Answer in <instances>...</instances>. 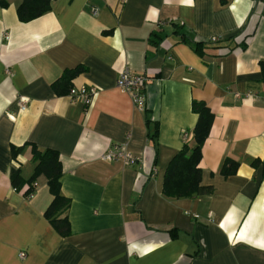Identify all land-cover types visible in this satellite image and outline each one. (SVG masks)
<instances>
[{"label": "crops", "instance_id": "crops-1", "mask_svg": "<svg viewBox=\"0 0 264 264\" xmlns=\"http://www.w3.org/2000/svg\"><path fill=\"white\" fill-rule=\"evenodd\" d=\"M20 3L0 0V264H264V0H54L29 23ZM77 67L72 88L97 89L89 107L53 86ZM127 69L146 76L144 111L116 88ZM193 101L214 115L200 163L214 193L169 199ZM124 143L137 164L103 160ZM33 146L60 155L66 238L45 218L44 176L32 198L12 186L13 170L33 176Z\"/></svg>", "mask_w": 264, "mask_h": 264}, {"label": "trees", "instance_id": "trees-1", "mask_svg": "<svg viewBox=\"0 0 264 264\" xmlns=\"http://www.w3.org/2000/svg\"><path fill=\"white\" fill-rule=\"evenodd\" d=\"M54 0H21L17 9L18 19L22 23H29L48 13ZM2 6H7L2 2ZM193 48L208 46L211 40L195 39L190 40ZM264 79V62L260 64ZM82 67L66 71L61 78L54 83V88L58 93L69 94L72 89L73 80L83 72ZM192 112L198 116L197 124L193 130V143L186 141L184 147L176 154L170 162L164 179L163 195L169 199H188L203 196H211L214 189L211 186L201 185L202 172L200 163L202 160V151L214 122L212 111L204 102L193 101ZM22 151V148H14L13 156L16 158ZM32 161L36 164L33 176L25 181L19 170H13L10 175L12 186L18 191L25 184L30 185V191L34 192L33 184L40 177L47 179L50 194L53 199L49 208L45 212V218L50 222L53 228L66 238L71 234L70 222L67 212L71 201L62 195L61 179L63 176L60 155L54 150L41 151L36 146L32 147ZM253 167L263 166L264 159H257L253 162ZM238 164L232 160H226L221 173L228 178L234 176L238 171Z\"/></svg>", "mask_w": 264, "mask_h": 264}, {"label": "built area", "instance_id": "built-area-1", "mask_svg": "<svg viewBox=\"0 0 264 264\" xmlns=\"http://www.w3.org/2000/svg\"><path fill=\"white\" fill-rule=\"evenodd\" d=\"M93 13L97 14V11ZM219 41V38L211 39L212 43H218ZM146 81V76L134 73L127 69L119 75L116 81V88L120 92L128 94L138 110L144 111L147 108ZM96 94L97 89L94 87H82L80 90L72 88L69 92V96L73 99H82L86 107H89L92 104V100ZM27 102V99L24 98L20 100V106L23 111L27 109ZM184 139L185 141H188L189 135L187 133H184ZM102 158L108 162H122L126 166H132L139 162V158L131 153L127 143L109 149ZM14 191L17 190L14 188ZM33 196V192L27 193L28 198H32ZM20 257L24 258L25 253H21Z\"/></svg>", "mask_w": 264, "mask_h": 264}]
</instances>
